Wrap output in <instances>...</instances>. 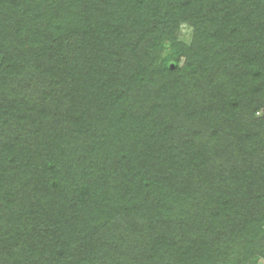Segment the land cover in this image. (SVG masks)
Returning <instances> with one entry per match:
<instances>
[{
	"label": "trees",
	"instance_id": "1",
	"mask_svg": "<svg viewBox=\"0 0 264 264\" xmlns=\"http://www.w3.org/2000/svg\"><path fill=\"white\" fill-rule=\"evenodd\" d=\"M262 259L264 0H0V264Z\"/></svg>",
	"mask_w": 264,
	"mask_h": 264
},
{
	"label": "rangeland",
	"instance_id": "2",
	"mask_svg": "<svg viewBox=\"0 0 264 264\" xmlns=\"http://www.w3.org/2000/svg\"><path fill=\"white\" fill-rule=\"evenodd\" d=\"M191 29L188 28V27H183L182 28V31H181V40L183 41H186V42H189L190 41V38H191ZM259 264H264V259L262 260H259Z\"/></svg>",
	"mask_w": 264,
	"mask_h": 264
}]
</instances>
